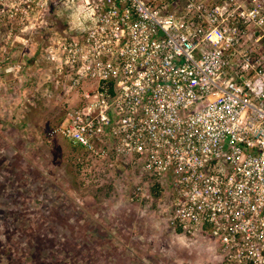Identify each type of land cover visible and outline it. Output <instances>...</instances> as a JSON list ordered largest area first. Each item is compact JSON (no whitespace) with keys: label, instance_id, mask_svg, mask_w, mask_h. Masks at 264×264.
Masks as SVG:
<instances>
[{"label":"built area","instance_id":"2783aa9c","mask_svg":"<svg viewBox=\"0 0 264 264\" xmlns=\"http://www.w3.org/2000/svg\"><path fill=\"white\" fill-rule=\"evenodd\" d=\"M59 1L58 130L170 189L168 224L223 264H264V0Z\"/></svg>","mask_w":264,"mask_h":264},{"label":"rangeland","instance_id":"374dc122","mask_svg":"<svg viewBox=\"0 0 264 264\" xmlns=\"http://www.w3.org/2000/svg\"><path fill=\"white\" fill-rule=\"evenodd\" d=\"M13 1L0 0V264H223L210 237L168 224L170 189L58 130L75 94L46 48L64 8ZM142 187L151 197L132 199Z\"/></svg>","mask_w":264,"mask_h":264},{"label":"trees","instance_id":"16d2710c","mask_svg":"<svg viewBox=\"0 0 264 264\" xmlns=\"http://www.w3.org/2000/svg\"><path fill=\"white\" fill-rule=\"evenodd\" d=\"M64 120V119H63ZM160 187H162L160 184H158V183H155V185H153L152 186V188L155 190V191H157ZM177 231H179V230H177ZM180 232V231H179Z\"/></svg>","mask_w":264,"mask_h":264}]
</instances>
